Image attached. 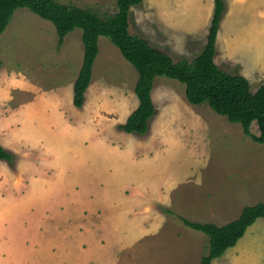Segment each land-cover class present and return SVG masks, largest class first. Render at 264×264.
Masks as SVG:
<instances>
[{
	"label": "crops",
	"instance_id": "obj_1",
	"mask_svg": "<svg viewBox=\"0 0 264 264\" xmlns=\"http://www.w3.org/2000/svg\"><path fill=\"white\" fill-rule=\"evenodd\" d=\"M223 1L226 8L216 35V54L223 46L224 59L240 64L249 83L263 81L264 0ZM154 3H164L165 11L162 8V14L156 15L154 24L170 46L201 42L205 46L214 0ZM64 40L51 58L43 59L52 63L51 75L69 71L70 58L62 54ZM101 41L99 37L80 109L73 105V85L82 59L69 81L71 99L69 90H32L30 81L15 77L3 83L0 147L15 156V163L12 168L0 161V264H199L208 238L181 219L223 226L238 220L244 208L264 205V165L257 167L254 157L246 154L231 179L229 169L218 172L213 185L209 176L192 180L191 174H184L187 178L178 187L164 191L161 187L159 192L161 178L142 171V162L150 158L152 163V147L164 148L171 140L121 134L118 126L138 106L128 110L131 97L123 102L125 121L119 120L121 114L104 90L94 96L97 103L89 104L93 80H98L94 71ZM200 159L196 155L192 161L198 164ZM247 162L254 164L243 170ZM162 208L176 216L164 214ZM212 217L225 220L216 225ZM211 264H264V218H258Z\"/></svg>",
	"mask_w": 264,
	"mask_h": 264
},
{
	"label": "rangeland",
	"instance_id": "obj_2",
	"mask_svg": "<svg viewBox=\"0 0 264 264\" xmlns=\"http://www.w3.org/2000/svg\"><path fill=\"white\" fill-rule=\"evenodd\" d=\"M55 1L79 9H89L103 19L117 12L116 0ZM162 8L165 11L164 3L157 5L154 0H145L144 3L131 8L130 35L147 40L152 47L168 54L174 63L183 59L191 62L202 52L204 42L198 46H170L154 24V18L157 14H162ZM80 37L81 30L79 29H75L65 37L66 43L62 54L70 58L69 71L65 74L57 72L51 75L49 71L51 69L48 67H51L52 63L49 58L58 49L55 28L50 22L42 20L26 8L17 9L6 29L0 35V90L4 89L3 83L13 80L15 77L19 82L30 81V84L33 85L32 90L38 89L46 92L58 88L69 90L71 99L72 86L70 87V85L72 83L70 84L69 81L78 71L79 66L77 69V65L80 64L83 57V45L80 46L79 44ZM101 40V56L94 71L101 82L96 79L93 80L89 104L97 103L93 99L94 96L104 90L109 94L108 102L110 99L111 105L121 114L119 120L125 121L126 116L121 113L123 109L127 112V107L123 103L124 100L132 98L128 110H130L131 105L132 108H135L138 103L134 94V87L138 79L137 73L107 38L101 37ZM103 46H110L112 49L105 51ZM223 50L224 47L219 46L218 54L214 57L217 66L225 73L242 76L241 65L236 64L233 60L224 59ZM38 53L40 57H37ZM106 54L110 59L106 57ZM47 57H49L48 60L51 64H48V61L43 63V59ZM246 80L248 81V79ZM258 80L250 79V83L248 82L251 92L264 85L263 79V81ZM10 84L12 83L10 82ZM63 95L65 98L67 93ZM20 96L18 95V99L21 98ZM151 99L154 115L148 122L147 133L142 137L158 142L160 139L163 141L166 139V142L171 140L170 144L164 148L161 144L156 146H153L154 143L151 144L150 146L154 148V161L150 163L149 158L142 162V171L153 175L157 173V176L161 178L160 183L163 182V184L158 187L159 192L161 187L163 191L165 187L173 186L172 188H175L180 180L187 178V175L184 174H191L192 180L199 179V177L208 178L209 176L213 179L211 180L213 185L218 179V172L229 169L227 176L231 179L232 176H236L235 171L240 168L237 162L240 158L242 159L241 155L244 154L248 158L254 157L257 167L264 165V146L256 144L252 139V136H259L255 123L249 127L250 136L245 135L241 132L238 124L228 123L224 117L216 115L207 106L190 105L185 99L184 85L165 77H158L154 80ZM121 134L127 136L125 132ZM131 136V138H135L136 134H131ZM172 137L180 143L174 142ZM196 155L201 157L198 164L192 161ZM261 156H263L262 159H260ZM241 163L243 162H239V165ZM253 164V162H247L243 170H250ZM188 165L192 169H189ZM225 165L226 168H224ZM211 194L212 198L217 195L214 192ZM162 212L176 216L175 213L165 208H162ZM221 220L218 217H212V222L216 225H221Z\"/></svg>",
	"mask_w": 264,
	"mask_h": 264
},
{
	"label": "trees",
	"instance_id": "obj_3",
	"mask_svg": "<svg viewBox=\"0 0 264 264\" xmlns=\"http://www.w3.org/2000/svg\"><path fill=\"white\" fill-rule=\"evenodd\" d=\"M141 3L142 0H116L117 12L103 19L89 9L60 4L55 0H0V35L19 8H26L53 25L58 48L68 34L75 29L81 30L83 58L73 85V105L78 109L84 104V94L90 84L92 66L98 54V39L107 38L138 75L134 87L138 106L126 122L118 126L125 133L140 136L147 133L148 122L154 115L153 82L158 77H165L184 85L185 99L190 105L207 106L228 123L238 124L245 135L250 136L249 127L255 123L259 136H252V139L264 144V85L251 92L243 76L225 73L214 63L216 35L225 11L224 1L214 0L212 21L202 52L191 62L183 59L177 63L145 39L130 35L131 8ZM0 161L13 168L15 156L0 147ZM258 218H264V205L244 208L238 220L223 226L181 221L207 236L208 248L199 264H211L233 247Z\"/></svg>",
	"mask_w": 264,
	"mask_h": 264
}]
</instances>
